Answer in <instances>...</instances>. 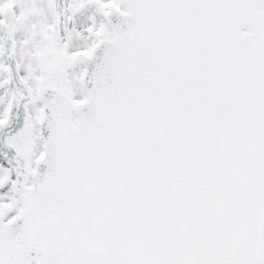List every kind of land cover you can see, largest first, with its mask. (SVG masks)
<instances>
[{
	"label": "snow or ice",
	"instance_id": "obj_1",
	"mask_svg": "<svg viewBox=\"0 0 264 264\" xmlns=\"http://www.w3.org/2000/svg\"><path fill=\"white\" fill-rule=\"evenodd\" d=\"M0 264H264V0H0Z\"/></svg>",
	"mask_w": 264,
	"mask_h": 264
}]
</instances>
